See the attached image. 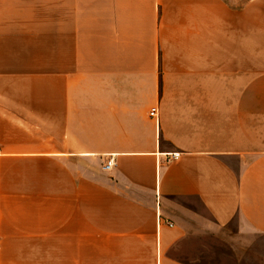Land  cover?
I'll return each instance as SVG.
<instances>
[{"label": "crops", "instance_id": "0c3cea01", "mask_svg": "<svg viewBox=\"0 0 264 264\" xmlns=\"http://www.w3.org/2000/svg\"><path fill=\"white\" fill-rule=\"evenodd\" d=\"M222 247L264 264V0H0V264Z\"/></svg>", "mask_w": 264, "mask_h": 264}, {"label": "built area", "instance_id": "2783aa9c", "mask_svg": "<svg viewBox=\"0 0 264 264\" xmlns=\"http://www.w3.org/2000/svg\"><path fill=\"white\" fill-rule=\"evenodd\" d=\"M149 115L154 117L155 119H158L159 117V109L157 106L151 108L150 112H149ZM180 155V152H173L170 154V157L167 159V160H170V159H175L177 158L178 156ZM113 159L110 158L107 163L104 165V168L105 169H110L112 166H113ZM170 225H172L171 223H169Z\"/></svg>", "mask_w": 264, "mask_h": 264}, {"label": "rangeland", "instance_id": "374dc122", "mask_svg": "<svg viewBox=\"0 0 264 264\" xmlns=\"http://www.w3.org/2000/svg\"><path fill=\"white\" fill-rule=\"evenodd\" d=\"M226 252H231V251L226 250L224 247L218 249L217 256L219 257V260L228 259L227 262H222V264H236L232 258L233 255H231V253H226ZM230 258H232L231 261L229 260ZM218 262L219 261H210L209 264H218ZM195 263H198V262H195Z\"/></svg>", "mask_w": 264, "mask_h": 264}]
</instances>
